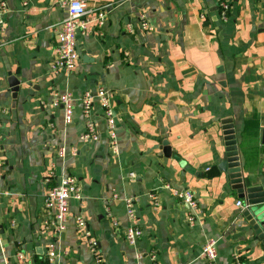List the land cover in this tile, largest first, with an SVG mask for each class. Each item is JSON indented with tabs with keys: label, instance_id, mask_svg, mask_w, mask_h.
Segmentation results:
<instances>
[{
	"label": "crops",
	"instance_id": "1",
	"mask_svg": "<svg viewBox=\"0 0 264 264\" xmlns=\"http://www.w3.org/2000/svg\"><path fill=\"white\" fill-rule=\"evenodd\" d=\"M0 1L6 6L0 25V264H20L18 251L24 264H43L44 193L67 175L77 179L83 197L68 200L56 264H96L77 235L75 215L97 239L103 264H206L199 255L210 239L219 264H231L234 253L243 264H264L242 215L244 200L218 168L221 121L231 119L242 174L264 186L263 1L231 0L222 21L216 0H85L104 20L77 37L75 68L59 72L51 68L66 15L58 0ZM141 13L149 29L140 28ZM9 73L19 82L15 95ZM99 87L119 118L115 153L96 100L97 138L80 137V96ZM64 92L72 96L69 123L61 106L51 104L54 93ZM251 148L258 150L256 165L245 162ZM173 187L195 194L191 226ZM132 223L141 229L134 244L124 237Z\"/></svg>",
	"mask_w": 264,
	"mask_h": 264
},
{
	"label": "built area",
	"instance_id": "2",
	"mask_svg": "<svg viewBox=\"0 0 264 264\" xmlns=\"http://www.w3.org/2000/svg\"><path fill=\"white\" fill-rule=\"evenodd\" d=\"M263 1L264 0H256ZM58 4L66 11L65 17L59 24L57 30V39L55 43V54L52 60L51 68L55 72L71 71L75 68L79 59L77 49V37L85 34L89 30V25L100 26L104 20L105 14L102 11L93 13L87 8L85 0H58ZM219 16L222 21H226L231 8V0H216ZM6 10L5 3L0 1V25L2 24V16ZM199 17H204L199 14ZM140 28L149 29V23L146 20L145 14L139 15ZM126 30L132 32L133 28L130 24H126ZM98 101L102 110V115L106 121V131L111 152H116L115 142V123L119 118L113 111L111 96L103 87L95 90H85L80 96L81 111L84 118V132L81 134V139L85 141L95 140L97 138V129L95 121L92 117V103ZM52 106L60 105L63 114L64 122L69 123L73 114L72 96L68 92L54 93V98L51 102ZM62 149L57 150L58 155L62 154ZM133 174H130L132 177ZM173 196L178 199L186 208L187 222L191 226L194 222L193 210L196 205L195 194L189 188H171ZM83 192L77 179L73 175L60 177L53 184L48 185L43 197L44 220L40 230L41 236L45 238V252L43 264H56L58 257L57 241L62 232L66 229V220L68 217V200L74 198L81 201ZM151 197L155 199L152 194ZM126 213L132 219L133 209L131 208V200H125ZM235 205L242 207L241 201H236ZM74 227L78 237L83 240L91 251L96 264H103V255L99 247L97 239L87 227L84 217L81 215L74 216ZM141 236V229L136 227L135 223L130 224L125 228L124 237L130 244H134ZM64 254L66 251L63 252ZM61 254V253H60ZM216 245L215 241L210 239L202 244L200 257L206 264H219L216 261ZM16 258L20 264L25 263V255L18 251ZM231 264H243L238 253H234Z\"/></svg>",
	"mask_w": 264,
	"mask_h": 264
},
{
	"label": "water",
	"instance_id": "3",
	"mask_svg": "<svg viewBox=\"0 0 264 264\" xmlns=\"http://www.w3.org/2000/svg\"><path fill=\"white\" fill-rule=\"evenodd\" d=\"M7 83L14 92L19 89L18 80L8 74ZM221 129L224 141V153L218 168L226 175L229 187L236 191L238 197L244 200L245 209L242 215L247 227L253 234V239L259 244L264 254V186L251 184L249 179L242 174L239 162V154L234 124L231 119L221 121ZM163 153L170 156L171 150L166 141L163 142Z\"/></svg>",
	"mask_w": 264,
	"mask_h": 264
},
{
	"label": "trees",
	"instance_id": "4",
	"mask_svg": "<svg viewBox=\"0 0 264 264\" xmlns=\"http://www.w3.org/2000/svg\"><path fill=\"white\" fill-rule=\"evenodd\" d=\"M244 152L245 162L247 163V165H256L258 150L255 148H251L250 152H247L246 150Z\"/></svg>",
	"mask_w": 264,
	"mask_h": 264
}]
</instances>
